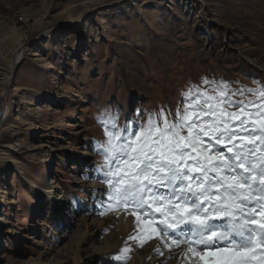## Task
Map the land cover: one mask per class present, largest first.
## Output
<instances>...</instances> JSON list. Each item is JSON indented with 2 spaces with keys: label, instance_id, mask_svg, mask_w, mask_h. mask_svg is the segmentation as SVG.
<instances>
[{
  "label": "rangeland",
  "instance_id": "374dc122",
  "mask_svg": "<svg viewBox=\"0 0 264 264\" xmlns=\"http://www.w3.org/2000/svg\"><path fill=\"white\" fill-rule=\"evenodd\" d=\"M80 1L0 0V264H129L100 252L117 231L105 220L124 209L91 188H106L98 117L119 113L122 128L162 108L173 120L190 90L264 100L246 91L264 86L252 61H264V0Z\"/></svg>",
  "mask_w": 264,
  "mask_h": 264
},
{
  "label": "snow or ice",
  "instance_id": "6c2138e0",
  "mask_svg": "<svg viewBox=\"0 0 264 264\" xmlns=\"http://www.w3.org/2000/svg\"><path fill=\"white\" fill-rule=\"evenodd\" d=\"M246 91L264 97V86ZM185 99L173 120L162 108L122 128L119 113L98 117L108 207L135 218L140 235L129 239L141 247L184 245L191 264H264V100L233 101L222 87Z\"/></svg>",
  "mask_w": 264,
  "mask_h": 264
},
{
  "label": "bare ground",
  "instance_id": "6f19581e",
  "mask_svg": "<svg viewBox=\"0 0 264 264\" xmlns=\"http://www.w3.org/2000/svg\"><path fill=\"white\" fill-rule=\"evenodd\" d=\"M80 2H81V4L79 6H83V8H85V9H89L91 7L90 6V4H91L90 0H81ZM189 2L191 3L190 0H189ZM66 22L67 23L65 25H68L69 23H72V24L75 23L76 24L77 21H74L73 19L70 18ZM16 23L20 24L22 26V28L35 30L34 26H33V28L29 27V21L27 20V16H25V15H24L23 20H21V19L16 20ZM40 25H41V23H40ZM42 25H44V24H42ZM208 26H209V22L206 23V25L204 27V29H205L204 31L208 30ZM41 28H42V26H41ZM47 30H49V28L44 30V32ZM203 34H205V33H203ZM205 37L207 38V36H205ZM20 50L21 49L18 48L17 51L14 52V54H13L14 56L18 55V57L16 58L17 62L16 63L12 62V64L9 67V70H8L9 74L6 77L4 76L6 78L7 83L10 82V76H11V73L14 71V68L22 60L21 56L23 55V52H21ZM37 52L34 51L33 54L31 53L32 56H35V57L41 56ZM262 58L263 57L259 56V57L252 59V61L256 65H258L259 68L264 70V61L261 60ZM6 91H7V88H4L2 90L1 95L7 94V93H5ZM78 100L82 101L83 99L81 97H78ZM49 110H51L50 107H49ZM3 113H4V108H3V112L1 114L2 117L5 116V114H6L5 113L3 115ZM40 147H45V145L42 144V145H40ZM92 156H93V154L91 152H88L84 155L85 159H88V160L90 158H92ZM35 188L38 189V191L45 193L49 197L50 200L53 199V197L56 193V191L52 187L44 188V187H37L36 186ZM91 188H92V191L99 192L100 195H103V192L105 190L104 187H101V185H98L96 183H92ZM2 203L10 204L11 201H7V200L3 199ZM58 204H59V207L62 209L67 208V204L65 203V200H63V197H60L58 199ZM105 221H106L105 225H111V224L116 225L117 231L111 233V235L109 237V241L106 239V243H105L106 246L102 249L100 248L101 253H103V254L115 253L116 255L121 256L123 259H126L127 261H129L128 262L129 264H191V260L188 258V256L183 251L184 245H181L180 248L173 247L172 250L170 251L167 247H164L163 245H158V243L155 239L147 241V243H144L142 247L140 246L139 240L129 239V236L137 237L140 235V233L135 228V218L131 215H128L125 212V210L114 209L113 212L111 213V215H109L107 220H105ZM96 232H98V231H96ZM7 233L14 234L13 231L10 229L7 230ZM158 246L161 247L162 254H157V252L155 251L156 247H158ZM48 254H49V251H46L45 256H47ZM50 258L51 257L49 255L48 259H46V260L50 261L51 260ZM205 259L209 262V264H211V261L214 258L211 256H207ZM42 262H43V260H42ZM46 263L47 262H45V264ZM196 264H204V261L197 260Z\"/></svg>",
  "mask_w": 264,
  "mask_h": 264
}]
</instances>
